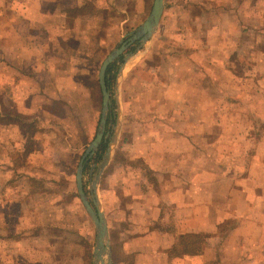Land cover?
I'll list each match as a JSON object with an SVG mask.
<instances>
[{"label":"rangeland","instance_id":"rangeland-1","mask_svg":"<svg viewBox=\"0 0 264 264\" xmlns=\"http://www.w3.org/2000/svg\"><path fill=\"white\" fill-rule=\"evenodd\" d=\"M28 2L36 4L35 0ZM106 2L107 7L100 1L97 9L86 7L76 12L80 17H95L91 24L76 22L75 29L71 28L77 38L91 42L70 44L73 59L64 60L65 56L60 54L61 57L50 61L53 76L38 72L35 79L39 80L41 91H9L6 95L10 98H5L6 107L2 109L4 113L16 111V97L24 105L21 109L28 108L25 111H28L27 117L36 120V124H28V133L36 131L38 137L42 136L36 146L28 142L32 148L39 146L37 157L32 152L20 156L17 149L24 141L15 132L4 143L6 134L0 133V181H8L9 169L17 167L20 173L24 171L29 177L22 178L28 199L39 198V239L33 240L29 248L39 251V264H94L95 229L78 194L76 172L100 126L103 106L99 84L101 67L107 57L120 49L122 43L129 42L132 33L146 21L154 0H112L113 9L108 7L110 0ZM238 2L240 0H170L162 21L160 41L150 55L129 65L118 96L121 132L99 186L100 199L105 200L108 195V216L116 244L120 210L119 214L115 212V196L122 190V175L117 177L115 167H136L144 171L151 167L149 156L139 159L133 156L135 153L149 148L151 152L163 153L165 137L189 130L191 125L185 118L188 121L195 118L196 110L181 107V103L187 99L189 105L190 100L196 99L190 94V85L187 93L185 88L200 78L199 70L204 75L201 77L203 107L197 114L204 117V167H234L233 173L235 167L238 171L243 167L245 177L252 176L249 177L251 181H259L258 177L264 176V80H261L264 75V11L255 14L247 9V12L244 3ZM98 6L104 11L95 14ZM231 7L234 10L227 11ZM69 23L72 25L73 21L70 19ZM239 23L244 26V31L237 29ZM41 47V53L50 56L49 44L42 43ZM137 47L138 44L130 45L112 67L111 82L107 84L112 104L103 140L107 143L106 151L118 119L119 106L115 98L118 73L126 56ZM52 52L56 53L55 50ZM20 80L21 77H13L12 91ZM46 85L49 90L45 89ZM28 95H35L37 99ZM153 139L158 141L154 143ZM178 142L181 141L176 137L174 143ZM99 151L100 148L85 167L84 186L88 195L106 154L105 151L99 155ZM25 162L31 167H19ZM2 182V201L9 197L19 200L24 196H15L9 189H4ZM258 190L264 195V188ZM254 193L258 194L257 191ZM5 205L9 206L8 211L4 209ZM257 206L253 204L255 209ZM27 207L22 209L30 212V205ZM18 208L19 203L15 201L0 203V215H12L11 225L19 228L20 224H16ZM19 241L21 237H13V253L7 257L14 264H19L20 258L23 260L24 252L17 246ZM240 259L243 257L235 255L230 260L239 263Z\"/></svg>","mask_w":264,"mask_h":264},{"label":"crops","instance_id":"crops-1","mask_svg":"<svg viewBox=\"0 0 264 264\" xmlns=\"http://www.w3.org/2000/svg\"><path fill=\"white\" fill-rule=\"evenodd\" d=\"M100 1L107 7V0H35L36 4H29L28 0H0V133L6 134L5 140L1 139L4 143L15 132L24 141V145L21 144L17 149L20 156L32 152L37 157L39 146H35L42 136L38 137L36 131L25 133L17 125V119L30 126L36 124V120L27 117V105L25 110L21 109L24 105L16 97V111L2 112L6 107L5 98H10L6 94L9 91H41L39 80L35 79L38 72L39 75L44 73L53 76L50 61L61 55L65 56L64 60L73 59L69 51L70 44L91 42L90 39L85 41L77 38L71 28L75 29L76 22L91 24L94 16L80 17L76 12L86 7L97 9L96 5ZM111 2L112 0L108 7L113 9L114 2ZM169 2L164 15L168 11ZM241 2L246 11L249 9L255 14L257 11H264V0H240L238 3ZM231 10H234L233 7L227 11ZM102 11V6L98 12L94 10L95 14ZM70 19L73 21L72 25L69 23ZM162 21L151 45L148 43L143 46H151L146 56L151 54L160 41ZM164 27L167 28V25ZM236 27L245 30L240 23ZM42 43L49 44L50 56L41 53ZM30 49L34 51L29 52ZM199 72L201 75H198L200 78L196 83H189L185 88L187 93V86L190 85V94L196 99L190 100L189 105L187 99L181 103V107L196 110L195 118L190 121L185 118L191 125L189 130L165 137V155L161 158L157 157L163 153L151 152L150 148L135 153L133 156L139 159L149 156L151 167H146L144 171L143 168L136 167H115L117 177L122 175V190L120 195L115 196V212L119 214L120 210L117 223L118 244L112 239L114 232L108 216V195L105 200L100 199L108 224L113 264H264V195L258 190L264 188V176L260 175L259 181H251L249 177L252 176L248 174L245 177L243 167L239 171L235 167L234 173V167H204V117L197 115L198 109L203 107L201 77L204 75L202 70ZM13 77H21V80L12 91ZM261 80H264V75H261ZM45 87L46 90L50 89L48 85ZM28 97L37 99L35 95ZM152 134L154 133L151 132ZM176 137L181 142L174 143ZM156 141L158 140H152L154 143ZM28 142L35 143L34 148ZM10 150L13 152L12 148ZM26 163L19 167H31ZM9 170V182L0 181L4 184V189H9L15 196H24L19 200H11L10 197L4 201L0 199V203H19L16 224H20L19 228L12 226V215H0V264H14L7 257L13 253L12 239L15 236L21 237L23 242L19 241L17 245L24 252L19 264H39V251L29 249L33 240L37 242L39 239V198L35 196L28 199L27 189L22 181V178L29 179L27 173H20L17 167ZM254 203L255 206L258 205L256 209L253 208ZM27 204L30 205V212L22 209L28 208ZM4 209L8 211L9 206L5 205ZM189 235L206 236L207 239L201 248L186 252L181 242ZM90 236L89 232V242ZM88 248L90 258V245ZM235 255L243 259L239 263L231 261Z\"/></svg>","mask_w":264,"mask_h":264},{"label":"water","instance_id":"water-1","mask_svg":"<svg viewBox=\"0 0 264 264\" xmlns=\"http://www.w3.org/2000/svg\"><path fill=\"white\" fill-rule=\"evenodd\" d=\"M168 2L169 0H154L152 10L146 21L132 33V38L130 39L129 42L122 43L120 49L114 51L109 57H107L99 73V84L103 96V106H102L100 126L95 140L88 147L76 172V185L78 189V194L95 229V246L93 251L94 264H113L109 229H108L106 216L103 211L101 200L99 197V186H100L101 178L106 168L109 166L111 162L115 150V146L118 142L119 134L121 132V126H122L121 106L119 104V99H118L121 81L124 79L125 74L129 68V65L131 63H136L139 58L146 55L147 51L151 47V46L149 48L146 47L142 53H139L140 49H142L143 46H145L148 43H150L151 45L156 35L158 34V30ZM134 44L135 45L138 44V47L135 49V51L129 53L126 56L117 77L115 98L119 108H118L117 123L116 126L114 127V136L111 144L108 146L102 164L100 165V167H98L95 173L93 182L91 183L89 189L90 195H88L86 193L84 186L85 167L89 159L99 150L105 138L110 107L112 104L111 93L106 81L107 70L112 64H114L122 56L123 52L127 50V48L130 45H134Z\"/></svg>","mask_w":264,"mask_h":264},{"label":"trees","instance_id":"trees-1","mask_svg":"<svg viewBox=\"0 0 264 264\" xmlns=\"http://www.w3.org/2000/svg\"><path fill=\"white\" fill-rule=\"evenodd\" d=\"M114 65H111L108 70H107V77H106V81L107 84L110 85L111 82V73H112V67H114ZM17 125L21 126L22 130L25 133H28L29 130V126L28 125H24L21 120L17 119ZM106 142H103L101 147H100V151H99V155L103 154L106 150ZM207 237L206 236H194V235H189L187 237H184V239L181 242L182 248L185 249L186 252L189 251H194L197 250L199 248H201L202 245L205 244Z\"/></svg>","mask_w":264,"mask_h":264}]
</instances>
